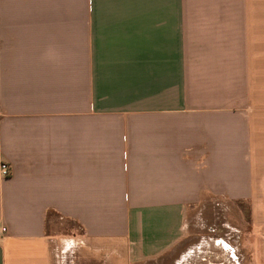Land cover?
Returning <instances> with one entry per match:
<instances>
[{
  "label": "crops",
  "instance_id": "crops-1",
  "mask_svg": "<svg viewBox=\"0 0 264 264\" xmlns=\"http://www.w3.org/2000/svg\"><path fill=\"white\" fill-rule=\"evenodd\" d=\"M2 163L0 264H182L207 197L264 264V0H0Z\"/></svg>",
  "mask_w": 264,
  "mask_h": 264
},
{
  "label": "rangeland",
  "instance_id": "rangeland-1",
  "mask_svg": "<svg viewBox=\"0 0 264 264\" xmlns=\"http://www.w3.org/2000/svg\"><path fill=\"white\" fill-rule=\"evenodd\" d=\"M248 221L247 203L202 199L188 212V239L181 250L186 251V258L182 254V264H253ZM56 223L50 231L58 229L69 236L78 232L65 221Z\"/></svg>",
  "mask_w": 264,
  "mask_h": 264
},
{
  "label": "built area",
  "instance_id": "built-area-1",
  "mask_svg": "<svg viewBox=\"0 0 264 264\" xmlns=\"http://www.w3.org/2000/svg\"><path fill=\"white\" fill-rule=\"evenodd\" d=\"M0 174L3 178H7L10 174V170L8 168V165L5 163H2L0 165Z\"/></svg>",
  "mask_w": 264,
  "mask_h": 264
}]
</instances>
